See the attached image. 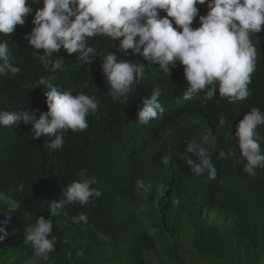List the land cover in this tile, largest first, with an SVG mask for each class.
<instances>
[{
    "label": "trees",
    "instance_id": "16d2710c",
    "mask_svg": "<svg viewBox=\"0 0 264 264\" xmlns=\"http://www.w3.org/2000/svg\"><path fill=\"white\" fill-rule=\"evenodd\" d=\"M99 40L92 45H111L107 38ZM254 45L256 71L248 86L251 95L243 101L229 102L218 92L209 100L203 93L185 99L183 82L172 78L161 87L164 114L143 125L138 113L157 79L145 71L128 95L134 98L114 103L102 92L103 73L95 62L85 69L83 90L79 77L60 84L95 95L99 102L98 112L87 117L89 128L67 130L61 149L50 151L47 137L33 139L31 125H0V227L7 231L0 241V264H264V167L251 177L235 157L218 155L239 153L231 130L251 108L264 112V47ZM96 49L115 51L112 46ZM32 52L28 42L17 64L33 63ZM7 80L0 77V109L47 107L40 89H29L25 100L6 90ZM210 131L213 137L205 139ZM257 131L264 137V125ZM193 138L209 150L215 178L207 169L197 175L188 165L195 159L186 151ZM81 169L97 178L93 187L102 195L51 217L56 244L44 259L25 242L24 231L40 215L49 217V203L63 198V187L79 179ZM79 213L87 215V223L72 222ZM188 236L190 248H184Z\"/></svg>",
    "mask_w": 264,
    "mask_h": 264
},
{
    "label": "clouds",
    "instance_id": "9594fccd",
    "mask_svg": "<svg viewBox=\"0 0 264 264\" xmlns=\"http://www.w3.org/2000/svg\"><path fill=\"white\" fill-rule=\"evenodd\" d=\"M98 36L111 45H92L101 41ZM28 42L35 60L19 65ZM254 44L264 47V0H0V77L8 79L6 90H15L25 100L28 90L37 87L47 104L31 112L0 109V125H31L33 139L47 137L50 151L61 149L67 130L89 128L87 117L98 112L99 102L95 95L74 93L60 84L79 77V90H83L88 76L83 75L85 69L88 65L94 68L95 62L103 73L102 92L110 101L116 100L114 103L134 98L135 94L128 95L140 86L145 71L157 79L138 113L143 125L164 114L161 87L172 78L183 82L185 99L203 93L209 100L218 92L229 102L243 101L251 95L248 86L256 71ZM110 46L115 51L103 54L96 49ZM40 108L44 111L37 115ZM224 123L221 118L220 124ZM261 125L264 112L251 108L236 124L235 132L231 130L240 152L218 154L235 157L251 177L257 175L258 167H264V137L257 131ZM212 137L210 131L205 139ZM186 151L195 157L187 161L192 172L200 175L207 169L215 178L216 168L203 143L193 138ZM163 162L168 164L169 157H163ZM78 176L63 187V198L49 203V217L40 215L24 231L25 242L44 259L56 244L51 217L68 205H87L102 195L93 187L97 178L86 169ZM72 222L87 223L88 217L79 213ZM0 233L2 241L7 231L0 227Z\"/></svg>",
    "mask_w": 264,
    "mask_h": 264
},
{
    "label": "rangeland",
    "instance_id": "374dc122",
    "mask_svg": "<svg viewBox=\"0 0 264 264\" xmlns=\"http://www.w3.org/2000/svg\"><path fill=\"white\" fill-rule=\"evenodd\" d=\"M183 247L184 248H190V246H189V236L185 239V242H183Z\"/></svg>",
    "mask_w": 264,
    "mask_h": 264
},
{
    "label": "water",
    "instance_id": "95a60500",
    "mask_svg": "<svg viewBox=\"0 0 264 264\" xmlns=\"http://www.w3.org/2000/svg\"><path fill=\"white\" fill-rule=\"evenodd\" d=\"M105 82H106V81H105ZM135 86H136V85H135ZM135 86H134V87H135ZM104 88H105V90H106V89L108 90V87H107L106 85L104 86ZM107 95H108V93H107ZM109 97H110V96H109ZM110 99H111V97H110ZM111 100H112V101H116V100H113V99H111Z\"/></svg>",
    "mask_w": 264,
    "mask_h": 264
}]
</instances>
